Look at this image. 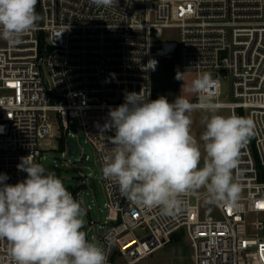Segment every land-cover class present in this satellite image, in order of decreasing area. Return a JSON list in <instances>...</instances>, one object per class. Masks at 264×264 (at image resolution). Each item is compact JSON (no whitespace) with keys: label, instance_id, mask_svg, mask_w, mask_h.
<instances>
[{"label":"built area","instance_id":"obj_1","mask_svg":"<svg viewBox=\"0 0 264 264\" xmlns=\"http://www.w3.org/2000/svg\"><path fill=\"white\" fill-rule=\"evenodd\" d=\"M36 11V28L0 47V173L7 183L26 177L17 169L21 157L41 163V143L57 130L65 135L66 165H76L67 160V140H77L80 154L82 132L101 170L102 155L113 147L114 132L105 126L109 109L124 103L126 92L143 89L156 99L154 76L176 59L181 73L213 75L210 92L220 108L253 122L234 173L238 204H215L219 217L210 210L202 217L206 191H195L165 215L159 207L134 205L101 172L106 231L89 230L87 237L106 251L107 264H136L180 230L193 246L191 264H264V207L258 206L264 205V0H117L107 8L91 0H38ZM169 29L176 38L163 39ZM227 77L233 101L221 102ZM194 99L198 104L197 94ZM87 159L84 154L78 162ZM69 191L82 199V189ZM97 223L91 220L90 229ZM9 246L0 240L3 264H13Z\"/></svg>","mask_w":264,"mask_h":264},{"label":"clouds","instance_id":"obj_2","mask_svg":"<svg viewBox=\"0 0 264 264\" xmlns=\"http://www.w3.org/2000/svg\"><path fill=\"white\" fill-rule=\"evenodd\" d=\"M37 3L0 0V40L15 45L33 31L41 19ZM91 3L107 8L117 0ZM176 79L183 74L178 72ZM215 84L209 73L191 82L198 104L180 95L169 101L165 96L149 99L143 89L126 92L124 103L108 112L105 126L114 132L113 147L101 157L102 176L134 205L159 207L165 215L181 208L183 194L202 188L206 204L236 207L241 185L234 173L254 126L249 118L220 114L210 92ZM197 110L208 113L199 138L203 153L191 130V114ZM17 169L27 175L15 184L0 173V240L9 242L13 264H107L106 251L83 230V199L31 155L21 157Z\"/></svg>","mask_w":264,"mask_h":264},{"label":"rangeland","instance_id":"obj_3","mask_svg":"<svg viewBox=\"0 0 264 264\" xmlns=\"http://www.w3.org/2000/svg\"><path fill=\"white\" fill-rule=\"evenodd\" d=\"M176 29H169L165 32L163 39L176 38ZM6 41L0 40V47L5 46ZM180 72L177 68V61H165L162 70L154 76V93L156 98L163 95H170L172 98L180 95L189 99L190 102L195 101L194 92L191 89V82L197 78L195 74H183V79H176L177 73ZM181 73V72H180ZM213 77V75H211ZM221 102H232L233 98L230 95V77L225 78L222 81V94L219 98ZM220 114H231L230 109L220 108ZM208 115L203 111L197 110L191 114L192 135L200 143L201 151L203 153V142L199 140L200 135L204 131V125L202 119ZM56 135L52 138H47L41 143L42 159L41 163L45 166L46 171L55 172L58 177L62 179L65 186L69 190L82 189V199L84 201V207H89V212H86L84 231H89L91 235H102L106 228L102 226L108 215V211L105 207L107 201L106 194L101 181V170L97 162L95 150L85 142V138L82 132H79L77 139L80 142V154L77 156H67V160H70L72 166L66 165V161L62 157L61 141L65 135L57 130ZM84 154L88 156L87 160H81L84 158ZM203 166V155L201 159L200 167ZM84 172V174H83ZM88 176L84 183V176ZM197 191L203 192L204 189ZM206 193H203L201 201L202 217H204L206 210H210L211 215L219 217V213L215 204H206L204 202ZM96 221L97 224L90 229V221ZM178 240L172 237L169 244L154 251L151 255L139 260L136 264H191L193 246L185 230H180L176 233Z\"/></svg>","mask_w":264,"mask_h":264},{"label":"water","instance_id":"obj_4","mask_svg":"<svg viewBox=\"0 0 264 264\" xmlns=\"http://www.w3.org/2000/svg\"><path fill=\"white\" fill-rule=\"evenodd\" d=\"M71 130H73L74 132H77V129L75 128L74 125H71ZM67 142H68V154H69V156H77L78 151H79L77 140L70 137V138H68ZM113 224L114 223L112 222L111 225H113Z\"/></svg>","mask_w":264,"mask_h":264},{"label":"trees","instance_id":"obj_5","mask_svg":"<svg viewBox=\"0 0 264 264\" xmlns=\"http://www.w3.org/2000/svg\"><path fill=\"white\" fill-rule=\"evenodd\" d=\"M154 95H155V93H154ZM155 98H156V96H155ZM156 99H157V98H156ZM64 143H65V140L63 139V140L61 141V147H62V150H64ZM173 237L175 238V240H178V235H177V234H174Z\"/></svg>","mask_w":264,"mask_h":264},{"label":"crops","instance_id":"obj_6","mask_svg":"<svg viewBox=\"0 0 264 264\" xmlns=\"http://www.w3.org/2000/svg\"><path fill=\"white\" fill-rule=\"evenodd\" d=\"M185 74H193V73H185ZM194 95H195V93H194Z\"/></svg>","mask_w":264,"mask_h":264},{"label":"snow or ice","instance_id":"obj_7","mask_svg":"<svg viewBox=\"0 0 264 264\" xmlns=\"http://www.w3.org/2000/svg\"><path fill=\"white\" fill-rule=\"evenodd\" d=\"M258 206L264 207V205H258Z\"/></svg>","mask_w":264,"mask_h":264}]
</instances>
